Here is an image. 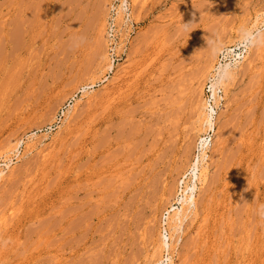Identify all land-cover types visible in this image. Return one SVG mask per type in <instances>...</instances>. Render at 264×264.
Returning a JSON list of instances; mask_svg holds the SVG:
<instances>
[{
  "label": "rangeland",
  "instance_id": "obj_1",
  "mask_svg": "<svg viewBox=\"0 0 264 264\" xmlns=\"http://www.w3.org/2000/svg\"><path fill=\"white\" fill-rule=\"evenodd\" d=\"M260 26L264 0H0V264H264Z\"/></svg>",
  "mask_w": 264,
  "mask_h": 264
},
{
  "label": "bare ground",
  "instance_id": "obj_2",
  "mask_svg": "<svg viewBox=\"0 0 264 264\" xmlns=\"http://www.w3.org/2000/svg\"><path fill=\"white\" fill-rule=\"evenodd\" d=\"M27 1V0H26ZM31 1V0H30ZM27 4V3H26ZM36 5V4H35ZM32 6H34V5H32ZM37 7V6H36ZM26 8H28V7H26ZM32 9V8H31ZM35 9H37V8H35ZM25 11V10H24ZM29 11V10H28ZM34 16V15H33ZM31 17V16H30ZM29 17V18H30ZM26 19V18H25ZM43 19V18H42ZM23 22V21H22ZM22 25V24H21ZM25 28V27H24ZM24 30V29H23ZM38 33H39V31H38ZM38 35V34H37ZM247 50V49H246ZM230 51H232V49L230 48ZM9 52H11V51H9ZM228 53H229V51H228ZM233 53V52H232ZM235 53V52H234ZM245 53V52H244ZM247 53V52H246ZM236 54V53H235ZM238 54V53H237ZM236 54V55H237ZM239 55V54H238ZM243 53H242V57H243ZM240 57H241V55H239ZM233 64V63H232ZM217 65H219V62H217V64L216 65H214V66H216L215 67V70H218V66ZM235 65V64H234ZM207 67V66H206ZM235 68V67H234ZM233 68V69H234ZM232 69V68H231ZM215 70H214V72H215ZM225 70H223V72H222V76L224 75V73L226 72H224ZM227 72H228V70H227ZM230 72V73H229ZM229 74L226 76L227 78H221L220 79V84L222 85L224 82H227V80H231L232 78V74H231V71H230V69H229ZM201 74V73H200ZM212 75V74H211ZM221 85H218V86H221ZM214 86V84L212 85V87ZM225 86V85H224ZM223 87V86H222ZM216 88V87H215ZM213 91V90H212ZM215 92V91H214ZM212 96H214V95H212ZM202 102V101H201ZM216 103V100H214V104ZM204 104V105H203ZM203 104L201 105V107H200V113H199V117H200V122H202V124L204 125V127H207V129H209L210 131L212 130V127H213V123L214 122H212L213 120V118H212V116L210 115V113H211V106H209V105H206V102H203ZM212 114V113H211ZM201 124V125H202ZM203 141L202 142V144H201V151H202V154H203V156H202V158L201 157H199V158H201V160L203 161L204 160V151L206 150V148H207V140L206 139H204V138H202L201 137V139H200V141ZM213 143V142H212ZM220 162V161H219ZM200 162H199V160L197 159V160H195V162L193 163V166H192V171H193V173H192V175H193V177L194 178H197V180H199V181H201V180H203L200 176H202L201 175V171H200V174H199V170H198V164H199ZM218 163V162H217ZM200 167V166H199ZM191 175V176H192ZM200 175V176H199ZM192 177V178H193ZM194 182H195V180H194ZM191 186H192V184H191ZM195 188H197V186L196 185H193L191 188H189L190 190H193V189H195ZM187 189V188H186ZM184 190V189H183ZM184 192V191H183ZM187 194V193H186ZM192 194V193H191ZM190 195V194H189ZM176 196V195H175ZM183 196H184V194H183ZM188 196V195H187ZM185 196V200L183 201V202H180V204L179 205H181V208L180 209H177V208H174V207H172L171 209H172V211H173V213H171V216H170V221H171V228H172V230H174V231H178L179 230V227H180V224H181V221H182V219L185 217V210H187V208H185L184 207V205H186V200H187V198H189V201H191L192 202V200H193V197H191L192 195H190V196ZM182 197V196H181ZM181 197H179L180 199H181ZM188 202V201H187ZM177 203V202H176ZM193 204V203H192ZM190 206V205H189ZM169 212V211H168ZM168 214H170V212L168 213ZM167 238V237H166ZM162 245H164L166 248L167 247H169V242H165V241H163V238H162ZM154 258V257H153ZM157 264V263H156ZM163 264V263H162Z\"/></svg>",
  "mask_w": 264,
  "mask_h": 264
},
{
  "label": "built area",
  "instance_id": "obj_3",
  "mask_svg": "<svg viewBox=\"0 0 264 264\" xmlns=\"http://www.w3.org/2000/svg\"><path fill=\"white\" fill-rule=\"evenodd\" d=\"M219 65L218 66V70H215V72H213V74L208 78L205 86H204V102H206V105L211 106V113L210 115L213 116L215 115V108L217 106V103L214 104V100H217V97L222 93L221 91V87L218 86V82L220 77L222 76V72L224 70V66H225V53L221 54V57L218 59ZM214 84V86L212 87V85ZM216 87V93L214 94L215 97L212 96V90H214ZM210 133V131H209ZM208 133V134H209ZM210 135V134H209ZM208 136V135H207ZM210 136H208V139Z\"/></svg>",
  "mask_w": 264,
  "mask_h": 264
},
{
  "label": "clouds",
  "instance_id": "obj_4",
  "mask_svg": "<svg viewBox=\"0 0 264 264\" xmlns=\"http://www.w3.org/2000/svg\"><path fill=\"white\" fill-rule=\"evenodd\" d=\"M191 27V24H182V28L184 30H188ZM254 31L255 36H251L250 32ZM241 34L245 38L246 43L249 45L255 46L264 44V26H260L259 28L249 29L247 27L241 28ZM227 78V77H225ZM258 215L262 220H264V204L259 205Z\"/></svg>",
  "mask_w": 264,
  "mask_h": 264
}]
</instances>
